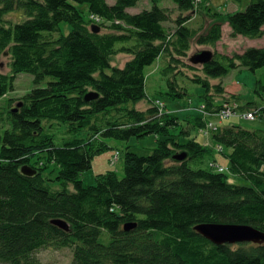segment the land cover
<instances>
[{"label": "trees", "instance_id": "16d2710c", "mask_svg": "<svg viewBox=\"0 0 264 264\" xmlns=\"http://www.w3.org/2000/svg\"><path fill=\"white\" fill-rule=\"evenodd\" d=\"M141 1L0 0V60L7 54L9 69L0 70V99L21 74L31 75L36 86L8 112L10 129L0 135V264H42L37 253L47 248L71 249V264H264V244L217 246L194 230L231 224L264 233V132L236 123L213 129L201 117L180 120L160 109L158 98L149 99L145 74L161 59L166 95L173 100H191L182 76L203 88L212 124L222 120L225 103L237 100L215 81L233 70L264 69V47L232 57L215 52L209 64L197 68L187 62L197 32L186 26L199 6L196 0H172L175 20L159 7L162 0H150L152 9L139 14L128 12ZM231 1L247 2L227 18L231 37L263 39L264 0ZM214 15L219 23L200 35V46L216 47L223 38L221 17ZM92 17L104 22L99 33ZM64 23L71 28L68 35L62 33ZM120 54L130 57L123 68L111 63ZM90 92L98 98L86 102ZM144 100L150 103L145 111L128 107ZM45 121L67 124L73 139L56 145ZM185 122L196 130L208 128L221 154L192 137ZM81 133L85 136L78 138ZM151 135L164 140L147 157L128 150L122 179L108 172L85 188L81 177L109 149L107 140ZM183 152L185 160L174 159ZM215 156L225 157L231 176L244 184L214 170ZM37 157L46 168L56 166L54 182L61 189L51 187L45 167H34ZM27 165L38 173L23 175ZM57 220L69 231L55 225ZM126 224L137 227L126 231Z\"/></svg>", "mask_w": 264, "mask_h": 264}, {"label": "rangeland", "instance_id": "374dc122", "mask_svg": "<svg viewBox=\"0 0 264 264\" xmlns=\"http://www.w3.org/2000/svg\"><path fill=\"white\" fill-rule=\"evenodd\" d=\"M116 1L117 0H107V3L109 5H113L116 3ZM204 2L205 4H203ZM195 3L197 5L199 4V6H197L196 11L190 14L192 20L186 24V26L191 30L197 32V37L191 42V50L189 52V59L187 60L189 64H191L189 61L190 58L202 51H212L214 53L218 52L222 55H228L232 57L234 55H242L248 49L264 47V38L261 40H252L245 37H231V28L227 23V18L230 14L243 11L247 6V2H245L243 5H239L232 2L231 0H196ZM159 7L169 10L173 15V20L179 16L176 5L172 2V0H162L159 3ZM207 8L210 9V12ZM150 9H152L151 1L143 0L138 3L135 9H131L129 12L132 14H139L144 10ZM85 11H87V9H85ZM213 14L220 15L221 17V21L223 23V38L216 45V47L200 46L198 44L200 35L205 34L215 23H219V20H217ZM94 21L97 22L94 24L97 27H100V24L104 23L98 19ZM169 25H172V27ZM166 26L176 29V26L173 23H169ZM61 29L64 35H68L71 31L70 26L66 23L61 25ZM102 29L104 31L106 28ZM129 60V55L120 54L112 58L111 63L114 67L123 68ZM164 67L165 64L160 59L145 70L147 77L146 91L149 99L158 98V100L161 102V106H165V110L168 113L174 114L175 116L179 117L180 120H191L195 119L196 117H200L202 115L200 107L204 102L203 95L205 90L199 86L191 85L189 81H186L185 76H182L181 78H183L184 81L181 82V86H186L188 88L191 100L171 99L168 95H166L169 89L167 82L161 73V70ZM196 67L200 68L201 66ZM0 70L4 73H9L7 57H3L0 60ZM188 74L191 77L194 75V73L191 72H188ZM49 81V79L46 80L41 85V87L45 88ZM215 82H222L225 91L229 95H236L237 97V100L232 101L229 104L225 103V107H233V109L239 115L244 117L243 119H240L233 116L232 118L226 120L225 124L236 123L245 129L260 130L264 132V118L259 116L258 110L256 109L257 106H260L259 108L264 107V69H259L255 73L247 69L233 70L221 81L216 80ZM35 87L34 79L31 75L21 74L17 77L14 83V89L10 91L6 97L0 99V135H2L3 130L10 129L11 123L9 121L8 112L17 110L20 107L19 103H21V99H23ZM149 106L150 103L147 100H144L138 105H133L132 103L128 105L129 108H137L140 111H145ZM217 121L219 122H216V126H221L220 120ZM43 125L46 133L49 134L50 137L54 138L55 144L58 146H62L66 142H70L73 139V136L68 133L67 124L60 123L58 121H45ZM184 125L185 127L191 129L190 132L192 137H197L199 142H204V136L201 133L202 130L194 129L191 126L192 124L189 122H185ZM84 136L85 134L81 133L78 138H83ZM205 137L204 145L215 149L218 154H221L222 150H219L218 148L216 149V144L213 143L212 136H208L206 134ZM163 140V138H158L154 135L147 136L143 139L134 138L128 142L107 140L109 149L97 155L93 160L92 168L85 172L81 177L85 188L89 186H95L97 177L105 175L108 172H115L119 178L122 179L125 176L124 156L128 150L129 152L137 154L138 156L147 157L152 154V152L158 147L159 142ZM209 160L212 159L207 158L206 162L208 163ZM217 160L221 166H214V170L218 171L219 173L222 171V173L224 172L227 174L230 177L231 183L244 184L243 181H239L237 178L231 176L228 167L229 161L225 157L218 156ZM43 164L42 160L39 161L38 157L33 160V165L35 168H46L47 166L45 165H47V163L43 162ZM30 167L32 168V166ZM45 171L46 173H44L43 176L49 179L51 187L55 190L61 189L62 186L59 183L54 182L57 174L56 166L49 165ZM68 191L74 192V187L69 186ZM37 258L42 264H71L73 252L71 249L56 250L54 248H47L38 252Z\"/></svg>", "mask_w": 264, "mask_h": 264}, {"label": "water", "instance_id": "95a60500", "mask_svg": "<svg viewBox=\"0 0 264 264\" xmlns=\"http://www.w3.org/2000/svg\"><path fill=\"white\" fill-rule=\"evenodd\" d=\"M95 28H97L95 26ZM99 28L95 30L99 33ZM7 56V54H6ZM214 58V53L212 51H202L190 58L191 64L195 66H202L209 64ZM98 98V94L94 92L88 93L84 100L86 102L94 101ZM187 158V153H179L174 156L177 161H183ZM22 174L25 176L33 177L37 174V171L33 170L31 167L24 166L22 169ZM55 225L63 229L64 231H69V226L64 221H53ZM137 227L136 224H126L125 230L130 231ZM198 234L203 236L206 240L211 243L221 246V245H235L241 243H251L261 245L264 244V233L259 230L243 225H231V224H201L194 229Z\"/></svg>", "mask_w": 264, "mask_h": 264}, {"label": "built area", "instance_id": "2783aa9c", "mask_svg": "<svg viewBox=\"0 0 264 264\" xmlns=\"http://www.w3.org/2000/svg\"><path fill=\"white\" fill-rule=\"evenodd\" d=\"M157 104L159 106H161L160 102H158ZM204 115L207 116V113L205 111H204ZM235 115H236V113H235V110L233 109V107H227L226 106L225 110H223V112H222L221 119H227V118L233 117ZM242 118H244V117H242ZM207 127L214 128V125L213 124H207ZM205 134H207V135L209 134V129L208 128L205 129ZM220 172H222V171H220Z\"/></svg>", "mask_w": 264, "mask_h": 264}, {"label": "crops", "instance_id": "0c3cea01", "mask_svg": "<svg viewBox=\"0 0 264 264\" xmlns=\"http://www.w3.org/2000/svg\"><path fill=\"white\" fill-rule=\"evenodd\" d=\"M133 9H135V8H133ZM130 10H131V9H130ZM130 10H129V11H130ZM129 11H128V12H129ZM129 13H130V12H129ZM131 14H132V13H131ZM169 26L172 27V25H169ZM200 117H201V116H200ZM225 122H226V121H224L223 123H225ZM220 125H222V124H220ZM202 143L205 144V139H204V142H202ZM213 160L216 161V162H218L216 156L213 157ZM218 164H219V162H218Z\"/></svg>", "mask_w": 264, "mask_h": 264}, {"label": "bare ground", "instance_id": "6f19581e", "mask_svg": "<svg viewBox=\"0 0 264 264\" xmlns=\"http://www.w3.org/2000/svg\"><path fill=\"white\" fill-rule=\"evenodd\" d=\"M93 18V20H97V18L96 17H92Z\"/></svg>", "mask_w": 264, "mask_h": 264}]
</instances>
